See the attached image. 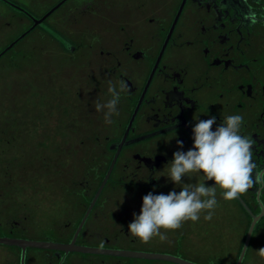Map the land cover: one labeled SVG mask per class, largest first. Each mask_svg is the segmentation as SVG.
<instances>
[{"label": "flooded vegetation", "instance_id": "flooded-vegetation-1", "mask_svg": "<svg viewBox=\"0 0 264 264\" xmlns=\"http://www.w3.org/2000/svg\"><path fill=\"white\" fill-rule=\"evenodd\" d=\"M121 79L105 124L93 102ZM229 115L264 171V0H0V264H264V183L217 186L212 220L164 242L128 230L146 194L181 191L193 117Z\"/></svg>", "mask_w": 264, "mask_h": 264}, {"label": "clouds", "instance_id": "clouds-1", "mask_svg": "<svg viewBox=\"0 0 264 264\" xmlns=\"http://www.w3.org/2000/svg\"><path fill=\"white\" fill-rule=\"evenodd\" d=\"M107 84L111 98L106 102L97 99L93 103L95 111L103 113L104 123L112 124V117L119 115L120 94L128 86L123 79L118 82L119 90L111 80ZM193 119L197 120L192 128L193 147L187 152H174L168 164L166 177L180 185L181 191L159 195L149 192L142 198L140 214H134V220L128 225L129 234L144 243L153 237L164 242L167 234L161 229H180L184 222H197L202 215L205 221H211L218 204L217 186L222 190L223 199L231 201L239 199L255 184L264 183V171H257L253 161L254 142L240 133L244 120L242 115L227 116L214 131L215 116L207 120ZM177 145L182 148L183 142L177 140ZM185 176H202V180L194 184L183 183ZM205 181H214V186H205ZM256 253L264 258V247Z\"/></svg>", "mask_w": 264, "mask_h": 264}]
</instances>
